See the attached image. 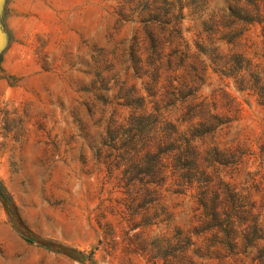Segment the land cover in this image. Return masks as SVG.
<instances>
[{
    "label": "rangeland",
    "instance_id": "1",
    "mask_svg": "<svg viewBox=\"0 0 264 264\" xmlns=\"http://www.w3.org/2000/svg\"><path fill=\"white\" fill-rule=\"evenodd\" d=\"M0 24V264H264V0Z\"/></svg>",
    "mask_w": 264,
    "mask_h": 264
},
{
    "label": "water",
    "instance_id": "2",
    "mask_svg": "<svg viewBox=\"0 0 264 264\" xmlns=\"http://www.w3.org/2000/svg\"><path fill=\"white\" fill-rule=\"evenodd\" d=\"M1 1L2 0H0V15H1ZM4 39H5L4 38V33H3V30H2L1 24H0V49H1L2 45H3Z\"/></svg>",
    "mask_w": 264,
    "mask_h": 264
}]
</instances>
